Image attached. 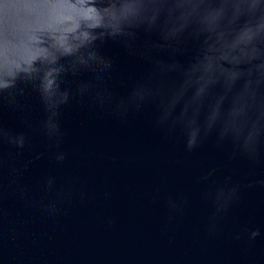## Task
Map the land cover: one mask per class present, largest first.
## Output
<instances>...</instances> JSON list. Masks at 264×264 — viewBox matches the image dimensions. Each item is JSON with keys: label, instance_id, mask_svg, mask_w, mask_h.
I'll return each instance as SVG.
<instances>
[{"label": "water", "instance_id": "1", "mask_svg": "<svg viewBox=\"0 0 264 264\" xmlns=\"http://www.w3.org/2000/svg\"><path fill=\"white\" fill-rule=\"evenodd\" d=\"M0 264H264V0H0Z\"/></svg>", "mask_w": 264, "mask_h": 264}]
</instances>
